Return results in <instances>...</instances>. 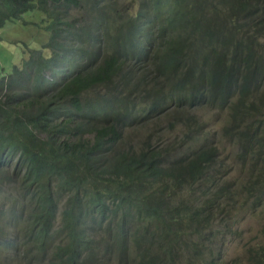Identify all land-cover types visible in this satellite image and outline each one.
<instances>
[{
    "label": "trees",
    "instance_id": "trees-1",
    "mask_svg": "<svg viewBox=\"0 0 264 264\" xmlns=\"http://www.w3.org/2000/svg\"><path fill=\"white\" fill-rule=\"evenodd\" d=\"M27 13L50 39L0 72V249L29 263L224 264L220 216L237 192L196 111L227 113L221 136L264 158V0H0V30ZM157 121L188 141L126 140Z\"/></svg>",
    "mask_w": 264,
    "mask_h": 264
},
{
    "label": "rangeland",
    "instance_id": "rangeland-1",
    "mask_svg": "<svg viewBox=\"0 0 264 264\" xmlns=\"http://www.w3.org/2000/svg\"><path fill=\"white\" fill-rule=\"evenodd\" d=\"M134 2H127L125 6L133 9ZM85 12L82 11L76 16H80ZM35 13H27L23 16L22 21L7 25L0 30V72L4 71L9 74L15 65H20L28 56V49L43 50V45L50 39V33L44 29V16L38 14V20H32ZM23 21L40 22V25H25ZM45 56L51 55L50 50H44ZM197 117L200 118V123L208 124L207 133L212 135L217 142L219 149V159L224 164V171L229 170L230 175L225 179L233 192H237L234 200L230 201L235 205L233 209L228 203L225 205V210L221 212L220 221L228 223L224 233H220L217 243H222V254L224 264H255L264 252V201H258V181L264 180V158L262 155L250 162L249 160L240 157L239 147L233 140L224 139L221 136V128L227 123L228 116L225 112H218L209 109H199L196 111ZM162 121H157V126L141 125L126 130L127 141L139 147L145 140L150 137V142L158 145L163 142L166 146L169 144H185L188 138L183 136V127L179 125H160ZM260 171L262 176L255 185L254 191H246L244 185L249 182L250 178L255 177ZM252 172V173H251ZM251 174V176H250ZM250 177V178H249ZM249 179V180H248ZM1 193L7 192L6 187L1 188ZM10 191L19 192V187ZM227 196H232L227 193ZM48 257L42 263H29L28 260H23L5 249H0V264H45ZM260 264H263L260 261Z\"/></svg>",
    "mask_w": 264,
    "mask_h": 264
}]
</instances>
